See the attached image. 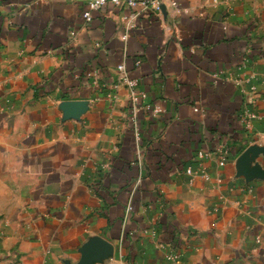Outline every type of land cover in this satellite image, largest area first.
Returning <instances> with one entry per match:
<instances>
[{
    "label": "crops",
    "instance_id": "crops-1",
    "mask_svg": "<svg viewBox=\"0 0 264 264\" xmlns=\"http://www.w3.org/2000/svg\"><path fill=\"white\" fill-rule=\"evenodd\" d=\"M88 2L0 0V264H264V0Z\"/></svg>",
    "mask_w": 264,
    "mask_h": 264
},
{
    "label": "built area",
    "instance_id": "built-area-1",
    "mask_svg": "<svg viewBox=\"0 0 264 264\" xmlns=\"http://www.w3.org/2000/svg\"><path fill=\"white\" fill-rule=\"evenodd\" d=\"M106 4H112L114 6H122L128 10H130L132 13L130 15V22H129V28H132V20L137 18L141 12H146L149 10H152L154 12H157V14L160 12V0H89L87 4V10L83 14V18L86 21L90 20V12L96 11L101 9ZM171 6L174 8L175 5L171 3ZM126 36H123L122 39H125ZM138 65V62L136 63ZM116 72L118 74L117 79V85L125 87V89L128 92V98L130 103L133 106V109L138 105L139 101L143 100L145 98V95L143 92H140L137 90V81L135 79H130L128 77L127 71L125 69L124 65H119L116 68ZM154 112H160V109L158 107L155 108ZM194 112H198L197 108H194ZM258 116L252 112L244 111L241 115V123L243 124L244 128L246 130L251 129V122L256 120ZM228 149L226 146L222 145L217 148L216 155L218 158V164L219 166H223L225 162L228 159ZM207 156V154L199 152L198 158L202 159L203 157ZM185 173L193 177L194 170L191 166H188L185 170ZM128 212V210H127ZM179 255L178 254H172L169 259L170 261H176L178 260Z\"/></svg>",
    "mask_w": 264,
    "mask_h": 264
},
{
    "label": "water",
    "instance_id": "water-1",
    "mask_svg": "<svg viewBox=\"0 0 264 264\" xmlns=\"http://www.w3.org/2000/svg\"><path fill=\"white\" fill-rule=\"evenodd\" d=\"M160 9L162 12H164L163 6H160ZM74 107L81 108L82 106L79 104H74ZM68 108H70V107H68ZM251 151H252L251 149H248L242 155V159L244 160V164H241V165H242V169L244 170L243 174L246 177H249L248 175H250V173L247 172L246 167H245L246 166L245 163H246V159H247L248 155L251 153ZM109 249H110V246L107 243H105L104 241H102L98 238L92 239L82 247L81 259H80L78 264H87V263L91 262L92 260H99L101 257L109 254Z\"/></svg>",
    "mask_w": 264,
    "mask_h": 264
}]
</instances>
